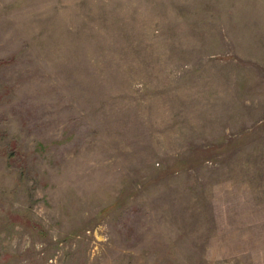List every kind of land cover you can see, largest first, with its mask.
<instances>
[{
	"label": "rangeland",
	"instance_id": "rangeland-1",
	"mask_svg": "<svg viewBox=\"0 0 264 264\" xmlns=\"http://www.w3.org/2000/svg\"><path fill=\"white\" fill-rule=\"evenodd\" d=\"M0 264H264V0H0Z\"/></svg>",
	"mask_w": 264,
	"mask_h": 264
}]
</instances>
